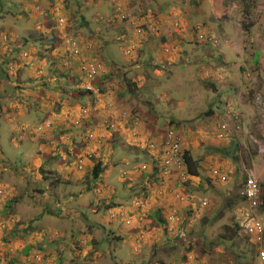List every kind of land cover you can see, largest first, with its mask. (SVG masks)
<instances>
[{
	"label": "rangeland",
	"instance_id": "374dc122",
	"mask_svg": "<svg viewBox=\"0 0 264 264\" xmlns=\"http://www.w3.org/2000/svg\"><path fill=\"white\" fill-rule=\"evenodd\" d=\"M138 1L0 0V71L12 75L8 81L0 72V151L11 165L0 160V211L7 200H17L11 213L0 212V264H264L259 247L235 224L239 202L230 199L249 175L264 186V0H252L257 8L250 20L243 16L242 1L170 0L165 6ZM116 8L118 15L144 18L151 36L142 37L121 21L113 24ZM87 21L100 33L93 39L104 47L101 56L109 67L103 68L104 91L93 88L86 97H73L88 87L85 75L77 67L82 84L70 83L57 68L65 65L62 49L69 38L90 31L83 27ZM243 22L253 23L249 33ZM197 26L218 41L216 46L201 44ZM152 42L159 46L149 51ZM82 43L85 51L88 42ZM163 43L172 49L164 56L179 60L171 73L156 79L152 69L147 74V65L158 59ZM131 47L142 50L141 56L130 53ZM58 54L64 61L54 64ZM23 55L31 64L24 68V81H18L7 61ZM136 61L127 71L125 65ZM145 62L152 64H140ZM144 75L152 80L144 79L142 98L153 102L165 92L163 103L133 100L127 106L121 94L138 97L140 89L129 81ZM148 91L154 94L148 97ZM139 109L150 116L141 127L153 136L134 145L145 134L135 132L142 119ZM93 115L100 124L88 129L86 138L92 129L99 138L82 146L83 131L74 124ZM224 120L232 132L221 140L218 128ZM169 123L183 133L184 149L197 161L199 176L183 168L165 178L142 177L140 166H148L152 156L144 145L159 140ZM116 134L122 140L126 135L125 143ZM137 136L143 138L133 141ZM77 157L83 160L78 165ZM98 159L106 171L95 180L91 171ZM218 165L229 170L230 181L211 178ZM35 180L44 190L41 197L27 195ZM175 209L180 223L165 231L156 213L162 210L166 217ZM28 223L34 231L15 239V228L23 233Z\"/></svg>",
	"mask_w": 264,
	"mask_h": 264
},
{
	"label": "trees",
	"instance_id": "16d2710c",
	"mask_svg": "<svg viewBox=\"0 0 264 264\" xmlns=\"http://www.w3.org/2000/svg\"><path fill=\"white\" fill-rule=\"evenodd\" d=\"M111 1V0H110ZM123 0H115V2H118V3H121ZM234 1H242L243 3H244V7H243V16H244V18L245 19H247V20H250V17H251V15H250V12L252 11V10H255L256 8H257V6H256V4L254 3V1H252V0H234ZM88 3L89 5H91L92 4V2H91V0H85V3ZM116 11H117V15H115L116 17H118V19L117 20H113V24H114V22L115 21H121V22H124V23H126L128 26H130L131 27V29L132 30H134V28L136 27V22L137 23H139V22H141L142 21V18L140 17V16H138V15H118L121 11L120 10H118V8H116ZM82 21H86V18L83 16L82 17ZM84 25H83V27L84 28H86V29H88V30H90L91 28V23L89 22V21H87L86 23L84 22L83 23ZM242 26H243V28H244V30L247 32V33H249L250 31H251V29L253 28V23L252 22H243L242 23ZM87 34V35H86ZM86 34H84V33H82L81 35L78 33L77 35H74V36H77V37H70L69 38V42H70V45L71 44H73V43H77V45L78 46H80V47H82L81 45L83 44L82 42L84 41V39L86 40V42H91V41H93V42H98L99 43V41H97V40H95V39H93L94 38V35H98V36H100V33L98 32V31H92V30H90L89 32H87ZM81 36V37H80ZM85 36H87V38L85 37ZM42 39V38H41ZM87 39L88 40H90V41H87ZM64 40H61V42H59V43H57V45H55V47L53 48L52 47V49H51V51L49 52V54L51 55V56H54L53 55V52L54 51H57V49H59L60 48V45H61V43L63 42ZM94 43V50H92V49H90L89 47H88V45H87V48H88V50L90 51V52H93V51H96L95 52V54H93V55H91V56H97L99 59H101V61H103V62H105V64L106 65H108L109 64V62L107 61V59H105V56L104 55H102L101 56V54L104 52V47H102V46H100V45H98L97 43ZM1 45H3L4 44V41L2 40L1 41V43H0ZM100 44V43H99ZM70 45L68 46V47H70ZM68 47L66 48L67 50H68ZM76 50L75 49H72L71 50V52L72 53H74ZM136 52V51H135ZM134 52V53H135ZM62 53H63V56L64 57H66V56H68V54L67 53H65V51H63L62 50ZM104 54V53H103ZM141 54H142V50H137V56L139 57V56H141ZM75 54H73L71 57H69V63H71V65L70 66H66V65H64L63 66V64L61 65V66H59L57 69H58V74H60V76H61V78L62 79H64V80H66L67 82H70V83H81V81H79V79H78V75L76 74V73H74V71L76 70V68L79 66V65H82V63L80 62V61H78L75 57ZM89 59H90V57H88ZM104 59V60H103ZM42 60V59H41ZM55 61L56 62H54V64H57L58 62H63L64 61V58L60 55V54H58V55H56V57H55ZM108 62V63H107ZM134 63H138L137 61L136 62H133V63H131V65L129 66V67H131L132 66V64H134ZM151 62H145V63H140V64H142V65H147V64H150ZM7 64H8V67L7 68H12L11 70H12V73H17L18 74V77L16 78L18 81H22L23 80V78H24V68H26L27 69V67H28V65H26V64H31L30 62H27L26 61V58L24 57V56H16V62L14 61H12V60H8L7 61ZM152 64V63H151ZM1 65H4V63H0V66ZM24 65H25V67H24ZM15 67H18V68H15ZM123 67V66H122ZM29 68V67H28ZM125 68L127 69L128 68V65H125ZM147 68H150V69H153V66L152 65H150V66H148L147 65ZM75 69V70H74ZM132 69V68H131ZM139 71V70H138ZM3 75H5L6 76V74H5V72H3V71H0ZM20 74H22V79H21V76H20ZM32 74V73H31ZM58 74H55L56 76L58 75ZM143 74V73H142ZM148 74V73H147ZM144 77H147V78H151L150 76H145L144 75ZM4 78H6L8 81L12 78V75L11 74H7V76L6 77H4ZM106 77H105V75H103L101 78H98V79H95V80H93L92 81V85H93V87H95L96 89H98L99 91L101 90V91H104V87L102 88V84H103V82H104V80H106L105 79ZM138 78V76L131 82V84H130V81H129V86L131 87L132 85L133 86H137V88H139L140 89V87H142V86H139V84H137V82L135 83V80ZM146 78V79H147ZM99 79H101V82H99L98 80ZM41 80H42V77H41ZM24 81V80H23ZM30 81H32L33 82V79H32V77L30 78V80H29V82ZM43 82L42 83H45L46 81L45 80H42ZM1 83V82H0ZM148 82H146V84H147ZM7 84V83H6ZM24 84H26V82L24 83ZM46 84V86H47V84L48 83H45ZM82 84V83H81ZM145 84V85H146ZM5 85V84H4ZM209 86V85H208ZM209 87H212L213 89H214V87H215V85L214 84H211ZM19 89H21V87H18ZM7 90H9V89H7ZM130 90H131V88H130ZM91 92L90 91H86V90H84V89H82V90H78V91H74L73 93H72V96L73 97H75V96H81V97H86V96H88V94H90ZM122 97H124L123 96V94H121V97L120 98H122ZM48 101V100H47ZM48 103V102H47ZM58 105H57V103L55 104V107H57ZM37 111V110H36ZM40 113H41V111H40ZM150 116H148V118H149ZM74 127H76L75 125H74ZM81 127H82V131H83V135H84V137L83 138H85V136H87V130H88V128L90 129L91 127H93V123H92V121L91 120H89V119H84L83 120V122L81 123ZM117 135V138H118V140L120 141V143H125V141L124 140H122V139H120V137H119V135L118 134H116ZM116 139V138H115ZM91 142V140H89V139H87V138H85L84 140H82L81 141V145L82 146H84V144H89ZM116 147V143H114V146L112 147V148H115ZM69 148V147H68ZM79 149V148H78ZM233 152V151H232ZM231 152V153H232ZM51 158V157H50ZM54 158H56V156L54 157ZM0 160L1 161H6V162H8V164H6V163H2L4 166H6L7 168H8V166L10 167L11 165H10V163H9V161L7 160V159H4V155H3V153H2V151H0ZM51 160V159H50ZM54 159H52V161H53ZM185 161H186V164H187V169H188V171H189V173H190V175H193V176H199L198 175V163H197V161H195L194 160V158L192 157V154L190 153V152H188V151H186V153H185ZM106 171V165L103 163V160H100V159H98L97 160V162H96V164L94 165V167L92 168V171H91V173H92V176H93V178L95 179V180H98L99 178H101V176L103 175V173ZM143 173H142V177L143 178H148L149 179V177L151 176V177H153V178H157L158 176H160L161 178L163 177V175L161 174L162 173V169H159L158 171H157V167L156 168H154V171L153 172H149V171H142ZM27 178L29 179V181L31 182V181H33V178H31V177H28L27 176ZM86 178V177H85ZM40 186V185H39ZM30 189H32L33 191H31L30 193H27V195L28 196H38V197H41V196H43V195H41L42 194V192H44V190L43 189H39V187L37 186V184H36V180H35V183H32V184H30ZM262 191L264 192V186H262ZM235 197V198H234ZM45 199H47V197H45ZM231 200H235V201H238L239 202V205L236 207V210H238L240 207H243V206H245V200L242 198V197H240V195H239V193L237 192L234 196H232L231 198H230ZM16 201L17 200H15V201H9V200H7V206H5L4 207V209H2L0 212H1V214H4V213H7L8 214V210H9V212L11 211V209H12V206H13V204H15L16 203ZM37 203L39 202V203H41L42 201H41V199H39V198H37L36 200H35ZM111 206H114V205H110V209H111ZM46 208H48V206L46 207ZM49 208H50V206H49ZM261 211H263L264 212V198H263V204H262V206H261ZM110 212H112V210L110 211L109 210V213ZM163 211L162 210H159V212H157L156 213V219H158L159 221H160V224L162 225V227L164 226V228L166 229L165 231H168L170 228H171V225H172V223L169 221V219H167L165 216H164V214L162 213ZM11 213V212H10ZM58 214V212L56 211V213H53L52 212V215H54V216H56ZM13 216H14V213H13ZM40 217H42V215L40 216ZM38 220H40V218H38ZM233 220L235 221V216H233ZM19 224L20 223H22L21 221H20V218L18 219V221H17ZM180 223V222H179ZM18 224V225H19ZM24 225H25V222L23 223ZM181 224H183V220H182V223ZM236 225H237V227H238V229L240 230V227H239V225L237 224V223H235ZM26 228L23 230V233L22 232H20V233H18L17 232V228H15V230H14V234H15V239H21V238H26V232L28 233V232H31V231H34V228H33V224H30V223H28V225L27 226H25ZM171 230V229H170ZM17 232V233H16ZM263 246V248H264V242H263V244H262ZM30 248H25V250H24V254L26 255V256H28V255H30ZM43 252V250H39V252H37V255H42L41 253ZM199 255H200V257H202L203 255H204V251L202 250V251H199ZM186 259V258H185ZM163 264V263H162Z\"/></svg>",
	"mask_w": 264,
	"mask_h": 264
},
{
	"label": "built area",
	"instance_id": "2783aa9c",
	"mask_svg": "<svg viewBox=\"0 0 264 264\" xmlns=\"http://www.w3.org/2000/svg\"><path fill=\"white\" fill-rule=\"evenodd\" d=\"M144 19L141 22H136L135 30L140 35H145V25L143 23ZM180 25L176 23L178 28ZM148 33L151 34V26H148ZM198 39L200 42H207L213 45H216L218 41L214 37H208L202 27H196ZM75 50L79 53L77 43H73ZM88 75L90 78L101 75L103 72L104 64L99 59H92V62L88 65ZM232 115V114H230ZM229 115V116H230ZM235 116V115H233ZM235 123V122H234ZM139 123H137V126ZM136 126V127H137ZM237 130H240V126L235 123ZM138 128V127H137ZM220 138H224L229 132V125L223 123L220 126ZM137 134L139 133L136 130ZM150 152H153L157 165L162 169L163 175L171 174L173 171L181 170L185 166V151L183 149V136L178 132L174 127L167 130L163 138L158 141H153L147 145ZM143 170H148L149 166L144 165ZM214 178L219 182L224 183L228 181L229 177L226 173V169L221 167L214 168L212 170ZM183 177H186V174H182ZM181 176V177H182ZM183 179V178H182ZM240 197H242L248 206H243L238 209L237 212V222L240 226V229L252 239V242L255 245L259 246V258L262 263H264V248L261 245L264 242V221L259 217V209L261 206V187L259 181L253 176L249 177L244 181V185L238 191ZM178 212L173 211L169 217V221L174 224H178L181 220L180 216H177ZM171 226V227H172ZM172 230V228H170ZM175 264V263H174Z\"/></svg>",
	"mask_w": 264,
	"mask_h": 264
},
{
	"label": "clouds",
	"instance_id": "9594fccd",
	"mask_svg": "<svg viewBox=\"0 0 264 264\" xmlns=\"http://www.w3.org/2000/svg\"><path fill=\"white\" fill-rule=\"evenodd\" d=\"M124 1V0H123ZM149 9H151L152 10V8L151 7H149ZM142 19H144V18H142ZM145 25V35H140V34H138V35H140V36H142V37H145V36H151V34H149L148 33V31H149V29H148V26H147V24H144ZM198 27V26H197ZM202 27V26H201ZM202 29H203V27H202ZM134 30H135V28H134ZM195 31H196V28H195ZM135 32H137L136 30H135ZM196 35H197V31H196ZM197 39H198V35H197ZM199 40V39H198ZM134 42L135 41H133V44H134ZM198 43H200V42H198ZM164 44V43H163ZM201 44H208V45H213V44H211V43H207V42H201ZM87 45H88V47L90 48V49H92V50H94V43H93V41H91V42H89V43H87ZM168 45H170L169 43L168 44H165L164 45V47H163V49L165 50V53L167 54V53H170L171 52V50L172 49H170V48H167V46ZM69 46V45H68ZM67 46V47H68ZM82 46V45H81ZM213 46H216V45H213ZM67 47H64L62 50L63 51H65V53H67L68 54V56H66L65 57V65L68 67V66H70L71 65V63H69V57H71L73 54H75V58L78 60V61H80L81 63H82V65H79L78 67H80V71L85 75V77H86V81H88V87L86 88V91H90V92H95L94 91V89L93 88H95V87H93V85H92V81L93 80H95V79H98V78H101L103 75H104V73H102L101 75H98V76H95L94 78H90L89 77V75H88V69H89V67H88V65L92 62V59H99L97 56H91V55H93V54H95V52L96 51H93V52H90L89 50H88V48H87V46H86V49H85V51H84V49L82 48V47H80V48H82V49H79V47H78V50H80L79 51V53H77L76 51L74 52V53H72L71 52V50L72 49H75V46L73 45V44H71L70 45V47H68V50L66 49ZM130 49V48H129ZM131 51L133 52V54H134V52L135 51H137V49H133L132 50V47H131V49L129 50V52L131 53ZM181 51V50H180ZM179 51V52H180ZM126 55H128V54H126ZM163 55H164V52H163ZM24 56V55H23ZM88 57H90V59L88 58ZM173 58V57H172ZM100 61H101V59H99ZM103 64H104V66L105 67H109V65H106L105 64V62H103V61H101ZM131 65V63H129L128 64V68L129 69H131L129 66ZM127 71H128V69H126ZM135 82H139L138 84H139V86H140V81L138 80V79H136V81ZM96 89V88H95ZM85 90V89H84ZM89 95V94H88ZM81 105V104H80ZM95 117H97L96 115H93V116H91V118H84V119H89V120H92L93 118H95ZM83 119V120H84ZM81 121L80 122H78V123H76V127L78 128V126L80 125V127H81ZM140 123V122H139ZM223 123H226L227 125H229V123H228V121H226V120H224V122ZM222 123V124H223ZM221 124V125H222ZM51 125V124H50ZM168 127H166V130H164V131H162V133L161 134H163V135H161V137H160V139L159 140H157V139H155L154 141H160L162 138H163V136L166 134V132H167V130H169L170 128H172V127H174L178 132H180L181 134H182V136H183V149H184V135H183V133L180 131V129H178L177 128V126H176V124H174V123H172V124H170L169 123V125H167ZM138 128H137V130L140 128V126L138 125L137 126ZM229 128H230V132L224 137V138H220V133H221V130H220V127L218 128V138L219 139H221V140H223V139H226L227 137H228V135L232 132V129H231V127L229 126ZM89 129V128H88ZM81 130H82V127H81ZM91 131H93V133L89 136V138H87V139H89V140H91V141H95V140H98V138H99V136H98V134H97V132L95 131V130H91ZM139 131V130H138ZM140 132V131H139ZM87 136H85V138H86ZM138 137V136H137ZM153 142V141H152ZM145 147H146V149L148 150V152L152 155L151 156V162H150V164H148V166H149V169L148 170H143L142 169V166H140V171L142 170V171H149L150 173L151 172H153L154 171V168H156L157 167V171L160 169V167L157 165V161H156V159H155V155H154V153L153 152H150V150L147 148V145H144ZM184 151H185V153H186V150L184 149ZM189 152V151H188ZM66 154H71V152H70V150L69 151H67L66 152ZM76 156H78V155H76ZM77 159H79V160H77V165H78V163L80 164L83 160H82V157H77ZM147 161H145L144 163H146ZM85 163V162H84ZM83 164V163H82ZM144 165H146V164H144ZM143 165V166H144ZM86 167V166H85ZM217 167H221V168H223V169H226V173H227V175H228V177H229V179H228V181H230L231 180V178H230V172H229V170L226 168V167H224V166H221V165H218V166H216V167H213L212 169H211V171L214 169V168H217ZM79 168H80V166H79ZM184 168L187 170V173H189V171H188V169H187V164H186V161H185V166H184ZM81 169V168H80ZM176 170L175 171H173V172H171V174H176ZM213 172V171H212ZM212 172H211V178L213 179V180H216V182H219L216 178H214V176H213V174H212ZM162 174V173H161ZM163 175V174H162ZM249 177V176H248ZM248 177H246L244 180H243V182L241 183V184H239L238 185V187H236L238 190H237V192L239 191V189L240 188H242L243 187V185H244V181L248 178ZM163 178H165V175H163ZM228 181H226V182H228ZM219 183H221V182H219ZM260 187L262 188V186H261V184H260ZM261 192H262V196H261V206H262V204H263V198H264V192L262 191V189H261ZM245 206H248V204L245 202ZM261 206H260V209H259V211H258V213H259V217L262 219V218H264L263 217V214H264V212L263 211H261ZM174 211H176V212H178V210L177 209H175ZM237 212H238V210H236V213H235V221H236V223L238 224V222H237ZM171 213H173V211H171L167 216H166V218L167 219H169V217L171 216ZM177 216L179 217V213L177 214ZM263 220V219H262ZM264 221V220H263ZM239 225V224H238ZM240 227V226H239ZM263 245H261V247H262ZM259 247V246H258ZM257 255H258V258H259V251H258V253H257ZM260 259V258H259ZM261 260V259H260ZM178 264L177 262H171L170 264ZM189 263V262H188ZM164 264V263H163Z\"/></svg>",
	"mask_w": 264,
	"mask_h": 264
},
{
	"label": "crops",
	"instance_id": "0c3cea01",
	"mask_svg": "<svg viewBox=\"0 0 264 264\" xmlns=\"http://www.w3.org/2000/svg\"><path fill=\"white\" fill-rule=\"evenodd\" d=\"M143 1V0H142ZM148 3H149V5H150V0H146ZM160 1H161V3H160ZM139 3H141V5H143L142 4V2H141V0H139L138 1ZM157 2H158V4L159 5H162V6H165V5H167L168 4V2H170V0H157ZM84 3V2H83ZM139 3H134V5L133 6H136V5H139V8H142V6L139 4ZM128 7H130L129 5H128ZM169 13H163V15H168ZM38 16H40V15H38ZM161 36H163V35H161ZM164 36H167V33H165V35ZM165 38H167V37H165ZM164 45L165 44H162L160 47H159V55H158V59L155 61V63H153L152 64V66H153V69H152V71L154 72V74L156 75V76H154L153 75V77L154 78H156V79H158V78H160V77H162V76H165V74H167V72H165V71H169L170 73L173 71V65L175 64V62H177L179 59H176V58H179V57H177L176 56V58H171V57H165L164 55H166V53H165V50L163 49V47H164ZM152 46H154V47H152V48H149V49H147V50H149L150 51V49H156V47H158L159 46V43H155V42H152ZM163 50H164V55H163ZM178 50H180V49H178ZM158 60H160V62H158ZM143 64V63H142ZM169 66V67H168ZM130 68H134V67H130ZM137 69H141L140 67H138ZM150 70L151 69H149L148 70V74H151L150 73ZM129 71V70H128ZM152 75V74H151ZM150 75V77L152 78V76ZM161 75V76H160ZM178 73L174 76L176 79H179L178 78ZM209 75V74H208ZM157 76H159V77H157ZM223 78H226V76L223 74V76H222ZM147 78V77H146ZM145 77L143 78L142 76H138V80L140 81V86H142V87H140V93H139V96L138 97H135L134 95H132V94H129L128 96H124V97H122L123 99H124V101H128V103H127V106L129 105V104H131L132 103V101L134 100L135 102L137 101L139 104L141 103V102H146V103H148V105H151V106H153V104L155 103L156 105L155 106H157V104L159 103V104H161V103H163L162 101V98L163 97H166L165 96V92H161L160 94H158L157 95V98L156 99H154V101L152 102V100L151 99H144V98H142V95L145 93L143 90H142V88H144L145 87V84H146V82L144 81V79H146ZM149 79V78H147L148 80H152V79ZM136 81V80H135ZM163 87V86H162ZM143 91V92H142ZM162 91V90H161ZM162 93L164 94V95H162ZM152 94H154V92L153 91H148L147 92V95H148V97L149 96H151ZM126 97H129L130 99L128 100V99H126ZM154 106V107H155ZM139 112H140V116L142 117V119H141V121H140V123H139V126H140V128L138 129L140 132H143V133H145L144 134V139L142 140V142H136V143H134V145L135 144H142L146 139H149V137L150 136H153V135H151V131L149 132V129H147L145 126H144V128H142L141 126H142V123H144V120L145 119H147L148 117L147 116H145V111H141L140 109H139ZM100 117H95V118H93L91 121H92V123H93V127H95V126H97L98 124H100V119H99ZM140 119V118H139ZM152 129V128H151ZM123 132V131H122ZM122 132H120V134H122ZM124 134V133H123ZM161 135H163V134H161ZM161 135H159V136H161ZM121 136H123V135H121ZM125 138H126V135H125V137H123V140H125ZM137 138H140V139H142L143 137L142 136H139V137H133L132 139H133V141H135V140H139V139H137ZM154 139H157V138H154ZM129 144H131V142H129Z\"/></svg>",
	"mask_w": 264,
	"mask_h": 264
}]
</instances>
